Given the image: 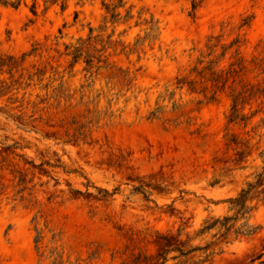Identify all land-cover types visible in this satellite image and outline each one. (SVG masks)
I'll list each match as a JSON object with an SVG mask.
<instances>
[{"label": "rangeland", "instance_id": "1", "mask_svg": "<svg viewBox=\"0 0 264 264\" xmlns=\"http://www.w3.org/2000/svg\"><path fill=\"white\" fill-rule=\"evenodd\" d=\"M0 264H264V0L0 3Z\"/></svg>", "mask_w": 264, "mask_h": 264}, {"label": "trees", "instance_id": "2", "mask_svg": "<svg viewBox=\"0 0 264 264\" xmlns=\"http://www.w3.org/2000/svg\"><path fill=\"white\" fill-rule=\"evenodd\" d=\"M22 0H0V3L3 5H10L13 7H18L21 4ZM121 1V0H120ZM36 3L32 6V11L35 12ZM235 104L233 106V113L230 117V121L236 120L238 118V114L236 113V105L238 103V99L234 100ZM263 173H260L258 175V178L255 182H249L247 184V187L242 189L239 195L233 199L230 200L232 203V206L234 209L237 210V215H243L247 211V201L250 199V195L252 194L254 188L256 185H258L262 180ZM238 216L235 217H227L225 216L223 219H215L212 222L208 223L209 221H206V225L202 228V230L199 231L198 235H204L205 233L209 232L211 229L215 228L216 226H219L220 229H224V232L221 234V237H226L229 232L234 228V224L232 221L236 220ZM234 232L238 234H243L242 231L239 229H234ZM178 236H172V235H165L164 238V245L159 253V258L162 260L161 263H165L168 259V255L172 252H177L178 255L174 258H177L179 256L187 257L190 254L197 252V251H205L208 249L212 243H209L203 247L201 246H195V247H183L180 243H178Z\"/></svg>", "mask_w": 264, "mask_h": 264}]
</instances>
